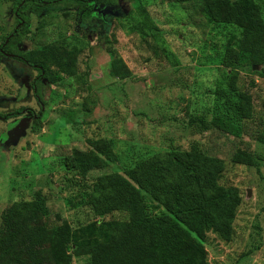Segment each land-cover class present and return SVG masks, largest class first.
I'll return each mask as SVG.
<instances>
[{
  "label": "rangeland",
  "instance_id": "obj_1",
  "mask_svg": "<svg viewBox=\"0 0 264 264\" xmlns=\"http://www.w3.org/2000/svg\"><path fill=\"white\" fill-rule=\"evenodd\" d=\"M255 2L264 18L263 0ZM120 5L122 14L111 16L104 27L96 17L100 27L84 38L73 33L71 11H53L38 19L31 14L33 36L26 34L22 50L51 49L57 55L73 52L75 60L70 74H60L42 88L33 87L41 90V115L24 120L23 135L15 144L8 135L13 118L0 119V227L6 215L9 230L15 232L0 246V264H54L50 230H44L37 197L48 213V223L65 221L76 237L79 227L95 219L125 217L122 211L97 217L85 204L98 175L121 173L140 157L169 149L185 151L192 144L222 161L217 183L236 187L241 198L230 240L206 232V264H264V145L253 137L255 128L264 127V66L236 68L238 90L231 94L248 93L254 110L243 128L203 129L202 122H209L222 102L214 89L227 87L222 71L228 70L220 65L221 53L235 42L239 30L208 21L202 0H127ZM9 7V0H0V42L14 25ZM140 8L155 28L144 26ZM112 58L121 60L127 76L112 74ZM36 74L12 56L0 61L1 113L20 106L38 111L34 91L21 81ZM5 140L7 147H3ZM105 141L115 160L83 175L64 170L61 160L65 155L78 150L95 152V146ZM237 149L252 153L256 164L231 162ZM144 201L150 214L161 211L154 201ZM55 214L60 218L57 221ZM85 259L86 255H70L66 263L59 264H82Z\"/></svg>",
  "mask_w": 264,
  "mask_h": 264
},
{
  "label": "trees",
  "instance_id": "obj_2",
  "mask_svg": "<svg viewBox=\"0 0 264 264\" xmlns=\"http://www.w3.org/2000/svg\"><path fill=\"white\" fill-rule=\"evenodd\" d=\"M9 1L8 12L14 18V25L0 42V61L10 55L35 69L37 76L32 85L42 88L56 81L60 74H70L75 54L57 55L51 49L35 48L23 51L21 47L27 42L26 34L33 36L30 31L31 14L38 19L53 11H71L73 33L77 38H84L87 32L98 28L93 26V19L98 17L103 20L101 25H106L111 16L122 14L120 2L127 0ZM255 1L202 0V13L208 21L232 25L239 30L235 42L226 45L221 53L220 65L228 70L222 71L227 87L214 89L216 99L221 98L222 102L216 105L218 111L213 113L210 121L202 122L203 129L211 126L222 130L243 128V122L254 116L251 96L244 91H238L236 96L231 93L238 90V66L246 64L254 69L264 66V18ZM138 15L146 28H155L143 8L138 10ZM120 63L119 58L110 60L112 74L125 77L128 71ZM6 67L10 70L11 66ZM12 68L18 69L13 65ZM40 88L33 92L39 105L37 112L20 106L11 112H0V119L13 118L11 127L18 126L22 118L25 121L39 119L43 107ZM18 114L24 117H15ZM253 135L264 145V127L255 128ZM5 142L3 147L9 144ZM11 142L15 144V139ZM95 149V152L78 150L65 155L61 165L67 172L83 175L116 159L106 141ZM255 160L256 157L245 149H237L230 156L231 162L248 166L255 165ZM222 170L221 160L192 144L185 151L169 149L164 153L154 152L140 157L121 173H102L92 182L85 204L97 217L113 211H122L125 217L109 221L95 219L79 227L76 237L65 221L48 223V213L42 209L37 197L39 212L44 216V230H50L49 250L53 263H66L70 255H86L82 264H206V232H212L223 241L230 240L232 221L241 201L236 187L217 183ZM145 198L154 201L161 211L150 214ZM55 217L54 221L60 219L58 214ZM6 219V215L2 216L0 246L4 239H11L15 233L9 230Z\"/></svg>",
  "mask_w": 264,
  "mask_h": 264
},
{
  "label": "water",
  "instance_id": "obj_3",
  "mask_svg": "<svg viewBox=\"0 0 264 264\" xmlns=\"http://www.w3.org/2000/svg\"><path fill=\"white\" fill-rule=\"evenodd\" d=\"M26 126V122L24 119H20L18 126L9 129L8 135L10 136L11 140L15 139V143L19 136L23 135L24 127Z\"/></svg>",
  "mask_w": 264,
  "mask_h": 264
},
{
  "label": "flooded vegetation",
  "instance_id": "obj_4",
  "mask_svg": "<svg viewBox=\"0 0 264 264\" xmlns=\"http://www.w3.org/2000/svg\"><path fill=\"white\" fill-rule=\"evenodd\" d=\"M121 9H122V6H121ZM93 26H97V27H100L96 22H95V20L93 19ZM103 26V25H102ZM104 27V26H103ZM97 29V28H96ZM91 33H93V32H91ZM93 35V34H92ZM10 56V55H9ZM5 58H6V56H5ZM36 76H37V74H36ZM36 76H33V77H31V78H29L28 76H26V77H22L21 78V81H24V83L23 84H25V85H27V87L29 88V89H31V91H34V89H33V87H34V85H32V84H34V80H35V78H36ZM22 83V82H21ZM24 117V115L22 114L21 115V117Z\"/></svg>",
  "mask_w": 264,
  "mask_h": 264
}]
</instances>
